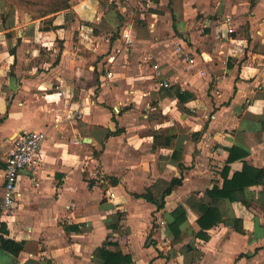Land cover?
<instances>
[{"label": "crops", "instance_id": "crops-1", "mask_svg": "<svg viewBox=\"0 0 264 264\" xmlns=\"http://www.w3.org/2000/svg\"><path fill=\"white\" fill-rule=\"evenodd\" d=\"M104 1L73 3L55 55L31 22L0 30V193L14 140L47 135L0 227L23 248L0 264H102L106 242L131 264H264V175L197 234L231 147V173L264 168V0Z\"/></svg>", "mask_w": 264, "mask_h": 264}, {"label": "trees", "instance_id": "trees-1", "mask_svg": "<svg viewBox=\"0 0 264 264\" xmlns=\"http://www.w3.org/2000/svg\"><path fill=\"white\" fill-rule=\"evenodd\" d=\"M186 92L178 91V97L181 100L186 99ZM238 147L233 146L229 149L227 164L222 169V182L220 186H213L211 190H207V195L212 199L211 204L200 203L198 205L201 211V216L197 222L201 230L197 234L207 238V234L203 232L222 220V214L219 209V200L228 199L230 201L240 199L245 203L244 198H240V194L244 192V188L249 185L258 183L264 175V168H257L244 162L240 171L230 172L228 163L238 156L246 155V151H237ZM180 178H174L172 185L180 183ZM171 188H167L165 193H169ZM136 197H143L147 201H153L152 196L148 193L134 194ZM187 219L186 209L183 205H178L172 210L168 221V229L175 236L179 235V226ZM0 231L5 232V228H0ZM0 247L13 253L18 254L23 248V241H16L9 237L0 236ZM97 255L101 259L102 264H131L132 258L130 254H125L120 250L108 249V242L97 248Z\"/></svg>", "mask_w": 264, "mask_h": 264}, {"label": "rangeland", "instance_id": "rangeland-1", "mask_svg": "<svg viewBox=\"0 0 264 264\" xmlns=\"http://www.w3.org/2000/svg\"><path fill=\"white\" fill-rule=\"evenodd\" d=\"M76 0H0V30L5 29L6 24H11L12 27H23L26 21L31 22L34 28L38 31H48L44 34V37L37 39V47L44 53L52 52L57 54L59 46H61V39L58 37L59 33L56 31L57 27L61 26L64 29L74 27L73 21H75L74 12L71 11V6ZM105 0L101 4V8L104 6ZM114 4V3H113ZM104 9V7H103ZM4 27V28H3ZM11 26L6 27L10 29ZM19 28V27H18ZM15 30V29H13ZM61 33V30H60ZM55 49V50H53ZM52 56L51 62L55 56Z\"/></svg>", "mask_w": 264, "mask_h": 264}, {"label": "built area", "instance_id": "built-area-1", "mask_svg": "<svg viewBox=\"0 0 264 264\" xmlns=\"http://www.w3.org/2000/svg\"><path fill=\"white\" fill-rule=\"evenodd\" d=\"M150 2V0H145ZM230 30V29H229ZM119 49L110 52V60H114ZM112 72L106 70V76L110 77ZM160 86H169L167 81L158 82ZM80 116L79 114L77 115ZM46 132L30 130L19 135L13 142V146L7 155L3 169V187L0 193V227L5 218L12 213L16 201L17 184L20 173L24 169L36 168L41 157L42 145L46 139Z\"/></svg>", "mask_w": 264, "mask_h": 264}]
</instances>
